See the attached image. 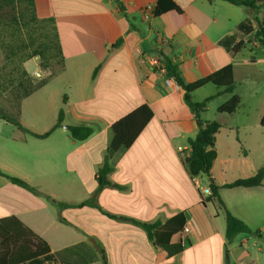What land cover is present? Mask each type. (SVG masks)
<instances>
[{"label":"crops","instance_id":"1","mask_svg":"<svg viewBox=\"0 0 264 264\" xmlns=\"http://www.w3.org/2000/svg\"><path fill=\"white\" fill-rule=\"evenodd\" d=\"M33 1L35 17L53 19L63 56L62 68L40 87L57 84L49 95V108L56 110L51 127L60 108L62 125L45 138L31 135L51 129H34L22 117L24 103L36 91L22 100L17 116L27 132L0 124V219L16 217L47 243L51 261L41 264H102L101 251L106 264H155L154 244L126 219L164 224L183 215L185 224L194 221L198 231L174 234L171 243L189 244L163 264L184 261L189 251L192 264H201L212 255L211 249L217 250L216 264L230 262L235 253L222 252L228 243L223 212L215 200H207L209 196L204 203L200 200L182 162L197 131L183 91L167 90L163 76L142 66L139 58L163 53L188 84L231 66L232 93L207 84L190 95L194 103L214 96L200 119L221 125L210 174L198 176L204 186L251 177L264 165V126L259 122L264 115V47L252 33L238 29L248 21L246 11L221 0H170L179 11L164 9L145 20L143 8L152 6L154 11L158 0ZM7 12V7L0 8V16ZM251 25L255 28L254 22ZM239 42L243 46L233 54ZM36 59L23 63L29 75L26 66ZM232 95L240 100L236 111L218 113ZM141 105L149 107L152 118L128 149L110 158L109 185L98 190L96 173L106 154L110 126ZM68 127H89L92 135L74 141ZM218 196L241 222L264 223V181L260 188L221 189ZM238 197L245 198L239 206ZM252 197L259 199L249 201ZM86 200L101 211L56 206ZM199 247L203 250L197 254ZM245 257H236L235 264Z\"/></svg>","mask_w":264,"mask_h":264},{"label":"trees","instance_id":"2","mask_svg":"<svg viewBox=\"0 0 264 264\" xmlns=\"http://www.w3.org/2000/svg\"><path fill=\"white\" fill-rule=\"evenodd\" d=\"M211 1V0H210ZM230 3L234 6L243 8L247 15L248 21L240 24L238 29L245 34L252 33L253 40L257 41L264 47V0H221ZM7 7L9 12L0 16V29L4 27H11L13 30L12 37L16 38L14 43L2 42L4 48L7 49V59L12 63V57H20L19 63L12 66L5 76H0V96L3 92L10 91L11 105L14 106V112H7L0 107V119L14 125L17 129L27 132L18 120L20 103L23 99L27 98L34 93L37 89L45 84L46 81H40L34 84L25 70L21 67L25 61L34 57H38L43 61L58 59L60 61V69L63 66V56L61 53L59 40L57 37L54 21L52 18L39 19L35 14V7L33 0H0V8ZM164 9H179L171 3L170 0H158L153 15L157 16L164 11ZM260 13V18L257 15ZM255 23V28L252 23ZM45 24V25H44ZM38 25L40 31L35 28ZM44 28V33L42 32ZM23 29H27L28 37L30 38L31 45H35L29 52L21 56V52L25 51V42L21 39ZM39 36V41L35 40V35ZM36 41V42H35ZM16 42V43H15ZM243 46L242 42L237 43L231 49L233 54L237 53ZM23 48V50H22ZM24 52H22L23 54ZM165 67V76L173 78L183 91V101L188 106L192 113L193 121L196 123L197 131L193 139L188 141L190 153L188 156L182 157V162L185 171L192 178L198 175L209 176L210 170L216 159L215 150V136L218 133L221 125L217 121L203 122L200 117L206 110L208 103L215 97L211 95L201 102L194 103L191 100L192 93L197 89L212 84L216 87L222 88L223 93H232L234 91V81L232 78L231 66L224 67L215 71L213 74L202 78L194 83H185L181 78L176 67L160 53L157 55ZM45 66V65H44ZM43 66V67H44ZM59 69V70H60ZM95 68L93 77L97 72ZM17 73L16 75H14ZM240 105V100L236 95L232 97L223 105L218 107L217 112L225 115H232ZM63 109L60 108L55 124L42 135L31 134L38 138H45L52 131L62 125ZM152 118V112L147 105H141L132 112L128 113L122 118H119L109 128V142L106 147V154L104 156L101 167L97 170L96 181L98 183V190L103 189L109 185L107 176L111 173L109 160L120 150L128 149L141 131ZM264 126V115L259 121ZM70 137L74 141H85L92 135V129L89 127H68ZM0 175L4 176L1 172ZM10 181L20 187H23L31 192L37 193L32 187L28 186L23 181L10 178ZM264 181V165L260 167L256 173L248 178L236 180L230 184L218 186L214 183L209 184L211 195L207 200H215L218 207L222 210L225 221V240L230 242L238 234L258 235L259 231H252L244 222L233 216L221 201L219 191L221 189L229 188H256L262 186ZM204 203V202H203ZM59 209L69 207H93L100 208L92 201L86 200L78 205H68L65 203H56ZM108 215V214H107ZM109 217H114L108 215ZM127 221L139 226L144 230L149 241L154 244L155 248V264H163L182 253L184 246L189 243H171V237L182 231L185 224L183 215H176L168 219L164 224L153 223L147 224L134 219H126ZM101 262L106 264L105 256L101 251ZM45 261H51L50 249L46 242L39 236L34 234L16 217L9 216L0 219V264H23V263H38L41 264ZM225 264H234L226 260Z\"/></svg>","mask_w":264,"mask_h":264},{"label":"rangeland","instance_id":"3","mask_svg":"<svg viewBox=\"0 0 264 264\" xmlns=\"http://www.w3.org/2000/svg\"><path fill=\"white\" fill-rule=\"evenodd\" d=\"M45 25V24H44ZM35 28H37L40 31V28L38 25H35ZM11 27H4L0 29V76H5V74L11 70L13 63L17 64L20 61V57H12L13 63L7 59V49L4 48L2 45V42L7 43H14L16 41V38L12 37L13 34ZM28 31L27 29H23L21 33V39L23 42H25L26 48H28L22 54L21 56L25 55L27 52L30 51L35 45H31V40L28 37ZM44 33V28L42 30ZM39 41V36L35 35V40ZM18 41V40H17ZM16 41V42H17ZM15 42V43H16ZM36 42V41H35ZM23 50V48H22ZM37 59L35 61H31L27 64L28 71L30 75L27 73L31 81L36 84L40 81H46L48 79L53 78L56 76V72L60 69V61L56 58L53 60L43 61L40 58L36 57ZM45 65V66H44ZM23 64H21V67ZM44 66V67H43ZM24 69V67H22ZM35 73H39L40 77H36ZM56 73V74H55ZM15 73L14 75H16ZM50 81V80H49ZM57 90V84L51 83V85L45 87L44 89H37L36 93L30 97L26 103L23 105V116L25 123H27L30 126H33L34 129L42 130L47 129L48 127H51L53 122L55 121L56 117V110H51L49 108V102L51 101L50 94L51 92H55ZM11 94L10 91L3 92L0 96V107L4 110H7V112H14L15 108L12 106L11 103ZM5 121L0 119V124H5ZM202 186L204 187L203 183ZM259 198L252 197L249 199V201L256 202ZM245 200V198L238 197L235 199L236 204L239 206L242 201ZM217 204V202H216ZM218 205V204H217ZM236 215H240L239 212H236ZM222 216V215H220ZM222 218V217H221ZM249 221V220H248ZM251 226L246 224L250 229L253 231H259L258 235H249V234H238L234 239H232L230 242L226 243L224 247L222 246V252L226 256L227 251L231 250L232 253H235L230 257V262L235 264V258L239 257L241 259L242 256H246L245 259L242 261V264H254V261L257 262V264H264V223L259 222H248ZM258 225V226H257ZM246 242L244 243L243 241ZM203 250L202 247H199L196 249L197 254H199ZM191 251L187 252L184 261L182 260H175L174 264H192V257L190 254ZM216 252L217 250H214V253L211 249L212 255H207L202 261L201 264H216ZM214 254V255H213Z\"/></svg>","mask_w":264,"mask_h":264},{"label":"built area","instance_id":"4","mask_svg":"<svg viewBox=\"0 0 264 264\" xmlns=\"http://www.w3.org/2000/svg\"><path fill=\"white\" fill-rule=\"evenodd\" d=\"M143 17L145 20L150 19L153 16V8L152 6H146L143 8L142 11ZM139 63L142 66H145L148 68V70L154 71L159 73L160 75L163 76L164 79V85L169 90L170 92H174L176 90L180 89V86L178 83L173 79V78H167L165 76V67L162 65L161 59L157 55H144L139 58ZM36 77H40L39 73L35 74ZM192 183L194 188L198 192V196L200 197V200L203 202L204 198L208 197L211 195V190L209 186H202V182L199 176L192 177ZM190 222L185 224L183 226V233L188 234L191 231H198V227L196 223L192 220H189Z\"/></svg>","mask_w":264,"mask_h":264}]
</instances>
